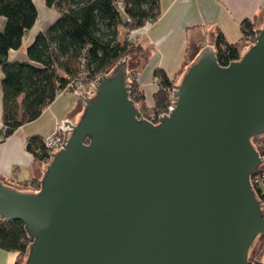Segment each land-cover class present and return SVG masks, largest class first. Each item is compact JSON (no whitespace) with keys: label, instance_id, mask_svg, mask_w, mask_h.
Segmentation results:
<instances>
[{"label":"water","instance_id":"1","mask_svg":"<svg viewBox=\"0 0 264 264\" xmlns=\"http://www.w3.org/2000/svg\"><path fill=\"white\" fill-rule=\"evenodd\" d=\"M193 50L157 122L130 96L126 54L64 115L36 190L0 176V221L32 238L23 264H248L264 233L250 180L263 164L264 21L227 64L214 39Z\"/></svg>","mask_w":264,"mask_h":264},{"label":"trees","instance_id":"2","mask_svg":"<svg viewBox=\"0 0 264 264\" xmlns=\"http://www.w3.org/2000/svg\"><path fill=\"white\" fill-rule=\"evenodd\" d=\"M46 4L57 10L56 19L38 31L27 44L28 59L17 61L9 58V50L21 45L24 34L37 19V6L34 0H0V16L5 18L0 30V68L3 73L0 138L37 118L56 95L63 94L59 92L63 87L72 88L78 80L90 84L126 54L139 52L142 45L133 36L134 31L160 14L159 0H46ZM240 27L242 38L253 42L254 22L244 18ZM215 46L220 64L240 57L238 42H229L220 30L216 33ZM129 74L130 96L135 102L140 101L145 118L149 120L151 114L156 116L166 108L174 79L162 67L153 69L157 88L152 93V106L144 99L135 71H129ZM43 137L33 134L26 141V148L41 161L50 155ZM252 141L264 157V139L254 136ZM257 173L264 174V158L263 164L251 175ZM32 182L35 188L39 187V180ZM252 186L256 195L264 200V178L252 182ZM24 227L20 219L0 221V247L25 256L32 238H27ZM262 256L263 248L255 255L249 254L248 264H264ZM6 264L20 262L15 260Z\"/></svg>","mask_w":264,"mask_h":264},{"label":"crops","instance_id":"3","mask_svg":"<svg viewBox=\"0 0 264 264\" xmlns=\"http://www.w3.org/2000/svg\"><path fill=\"white\" fill-rule=\"evenodd\" d=\"M34 2L38 10L37 19L30 31L24 34L21 45L9 50L8 56L12 60H27V44L58 15L54 7L46 4V0ZM159 6L158 17L134 31L142 49L128 56V71H135L136 81L148 106H152V93L157 88L153 75L155 67H162L169 77L175 79L181 63L194 55L193 46L199 39L215 41L220 30L229 42H238L240 51L244 44L250 43L242 38L241 20L249 18L254 22V28L264 21V0H159ZM4 23V16H0V30ZM2 75L0 68V123ZM76 101L72 93L58 94L37 118L0 138V176L15 185L23 188L31 186L35 190L32 180H39L45 163L35 159L26 148L27 138L33 134L43 137L51 132ZM19 259L16 251L0 247V264Z\"/></svg>","mask_w":264,"mask_h":264},{"label":"built area","instance_id":"4","mask_svg":"<svg viewBox=\"0 0 264 264\" xmlns=\"http://www.w3.org/2000/svg\"><path fill=\"white\" fill-rule=\"evenodd\" d=\"M133 34H135V33H133ZM88 85L89 84L86 85L82 80H78L76 82V84L74 86H72V88L63 87L59 92L60 93L70 92L78 99L82 90ZM171 92H172V90L170 91V97H171ZM172 108H173V105L169 102L164 110L156 113V116L154 114H151L149 116V120L152 122H157L159 119V116L162 113L167 114L169 112V110ZM63 139H64V119L57 122L54 129L43 137V144L48 148L49 153L51 154V152L58 150L60 147H62ZM49 158H50V155L47 158L46 162L48 161ZM263 178H264V174L263 175L258 174V175H251L250 176L251 183L252 182H258L259 180H261ZM261 203H262V207L264 210V200L261 199Z\"/></svg>","mask_w":264,"mask_h":264},{"label":"rangeland","instance_id":"5","mask_svg":"<svg viewBox=\"0 0 264 264\" xmlns=\"http://www.w3.org/2000/svg\"><path fill=\"white\" fill-rule=\"evenodd\" d=\"M30 31V30H29ZM129 71H131V70H129ZM75 97V96H74ZM143 110V109H142ZM145 111H146V109H145ZM148 113H149V111H148ZM264 157L262 156V159H263ZM46 162V160L44 161V163ZM255 175H258V173L257 174H255ZM258 239L261 241V246L259 247V248H257V247H254V248H251V250H250V252H249V254L250 255H255V254H257L262 248H263V256H262V260L264 261V246H263V242H264V234H260V235H258ZM20 261V264H23V261H24V255H21L20 256V259H19Z\"/></svg>","mask_w":264,"mask_h":264}]
</instances>
